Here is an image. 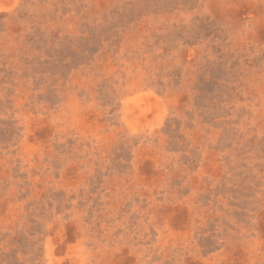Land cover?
Instances as JSON below:
<instances>
[{
  "label": "rangeland",
  "instance_id": "obj_1",
  "mask_svg": "<svg viewBox=\"0 0 264 264\" xmlns=\"http://www.w3.org/2000/svg\"><path fill=\"white\" fill-rule=\"evenodd\" d=\"M0 264H264V0H0Z\"/></svg>",
  "mask_w": 264,
  "mask_h": 264
}]
</instances>
